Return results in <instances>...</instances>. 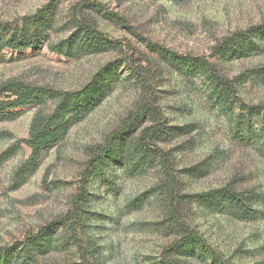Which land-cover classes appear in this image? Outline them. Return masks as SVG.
I'll return each mask as SVG.
<instances>
[{
  "label": "rangeland",
  "instance_id": "rangeland-1",
  "mask_svg": "<svg viewBox=\"0 0 264 264\" xmlns=\"http://www.w3.org/2000/svg\"><path fill=\"white\" fill-rule=\"evenodd\" d=\"M39 10L50 23L47 39L0 54V86L19 81L47 93L39 105L0 113V247L36 233L79 202L82 250L64 244L37 264H158L167 256L163 249L180 238V223L227 264H264L260 118L237 126L239 104L233 113L222 110L201 75H189L160 55L162 49L205 58L231 83L239 102L264 108V71L258 72L264 53L224 61L214 52L224 37L264 24V0H0V31L20 27L23 17ZM84 19L110 41L108 48L71 57L51 50L75 32V20ZM110 68L101 103L28 164L25 140L34 114L50 113L61 95ZM8 98L15 96L0 95ZM137 113L135 136L153 124L161 129L145 141L157 152L154 162L139 171L107 162L104 177L91 173L87 161ZM225 186L257 195L252 220L234 219L226 209L210 212L192 197Z\"/></svg>",
  "mask_w": 264,
  "mask_h": 264
},
{
  "label": "trees",
  "instance_id": "trees-1",
  "mask_svg": "<svg viewBox=\"0 0 264 264\" xmlns=\"http://www.w3.org/2000/svg\"><path fill=\"white\" fill-rule=\"evenodd\" d=\"M42 13V10H39L32 16L23 17L20 27L3 26L0 31V54L5 48L24 50L46 40L48 35L45 31L50 27V23ZM75 16L76 14L73 15L74 18ZM75 23L77 27L75 32L67 40L52 45L50 47L52 51L71 57L84 50L99 52L108 48L107 44H110V41L89 21L75 20ZM214 52L224 61L264 53V24L224 37L216 45ZM160 55L189 75H201L207 81L208 96L216 101L222 110L233 113L234 107L239 104L243 113L237 116V126L249 122L253 116L260 118V131L264 136V108L245 106L239 102L233 94V86L219 73L216 64L201 56H178L162 49ZM111 70L110 68L94 75L80 90L61 95L50 113L45 114L39 110L34 114L29 125L28 138L25 140L31 149L28 164L35 163L44 148L63 139L75 123L101 103L108 89ZM259 70L264 71V68L258 69V72ZM4 91L10 92L15 98L0 99V113L16 107L39 105L47 96L46 92L19 81L1 85L0 95ZM140 116V113L131 114L127 119L128 123L119 131H114L105 139L104 144L98 147V152L96 151L87 161L91 173L104 177L103 169L107 162L124 165L135 171L154 162L157 152L149 148L145 141L152 140L161 129L153 124L142 129L140 136H135ZM168 177L172 178L171 175ZM170 185L172 186V183ZM175 187L176 183L174 190ZM174 194L172 190L169 191L170 198H173ZM192 197L210 212L226 209L231 217L238 220H252L257 213V208L253 204L257 199L255 193L249 191L238 193L229 186L194 194ZM173 200L172 205L175 203ZM83 212L79 202H75L65 215L41 226L36 233L26 236L21 241H14L9 246L0 247V264H37L38 258L59 250L64 244H73L82 250L83 240L80 237L79 226H83ZM171 213L175 212L171 209ZM177 226L180 238L163 249L167 256L162 257L158 264H182L183 261L179 259L181 257L197 258L204 263L208 259L210 260L208 264H227L209 249L205 241L198 237L190 226L181 223ZM171 255L177 256L170 257ZM83 259H86L84 255Z\"/></svg>",
  "mask_w": 264,
  "mask_h": 264
}]
</instances>
